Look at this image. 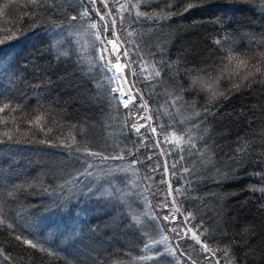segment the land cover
Here are the masks:
<instances>
[{"label": "trees", "instance_id": "16d2710c", "mask_svg": "<svg viewBox=\"0 0 264 264\" xmlns=\"http://www.w3.org/2000/svg\"><path fill=\"white\" fill-rule=\"evenodd\" d=\"M167 2L149 0L139 10L180 14L142 18L132 24L134 17L125 13L127 23L139 33L135 39L140 55L162 68L159 82L133 77L135 86L152 110L182 86L184 100L195 99L202 111L209 93L192 89L191 81L197 76L204 81L211 77L216 90L227 95L207 105L212 114L201 117H193L191 108L170 109L177 121H185L180 127L203 120L201 129L193 130V138L198 149L206 150L204 156L184 153L181 165L194 169L185 174L190 187L171 176L170 165L177 154L165 157L173 188H187L176 198L182 201L185 215L194 213L191 224L203 221L207 232L200 239L207 240L221 264H226L225 248L232 264H264V193L252 191V186L264 187V180L255 175L264 172V43H259L264 40V0H194L197 6L187 12L185 0H170L171 8ZM79 3L42 0L33 5L30 0H0V39L15 33L0 44V216L21 226L0 228V248L10 255L9 260L0 257V264H155L139 259L150 255L143 251L144 233L156 230L154 222L136 207L140 194L135 182L140 181L133 183L121 175L123 166H136L142 175L140 187L145 189L144 163L132 165V156L104 163L93 159L96 167L88 170L91 176L65 183L85 167L83 152L70 153L66 147L72 136L77 141L73 149L88 147L108 155L139 148L136 157L143 160L145 155L140 138L130 128L128 109L112 101L106 87L96 86L105 80V72L88 71L87 61L94 58L95 49L81 51L89 37L77 32L84 21L69 24L68 20L77 14ZM93 18L99 22L97 16ZM59 24L64 25L62 31L53 27ZM217 39L224 41L223 46L215 43ZM228 55L235 58L229 62ZM129 59L139 57L130 51ZM161 61L173 67L162 66ZM131 65L139 71V65ZM256 66L261 72H256ZM144 68L145 74L151 71L150 64ZM5 104L18 107L11 111ZM169 119L163 116L162 122ZM243 145L248 146L246 154L237 151ZM165 146L172 145L161 144ZM143 196L151 201L148 192ZM64 201H69L67 207L73 213L89 210L80 213L83 223L71 237L60 235L55 226L46 227L59 221L65 210L53 213L56 202ZM152 209L155 212L154 205ZM15 235L39 241L55 254L23 244ZM181 244L183 249L196 250L197 259L204 257L191 240L185 238ZM162 260L159 264L169 263Z\"/></svg>", "mask_w": 264, "mask_h": 264}, {"label": "snow or ice", "instance_id": "6c2138e0", "mask_svg": "<svg viewBox=\"0 0 264 264\" xmlns=\"http://www.w3.org/2000/svg\"><path fill=\"white\" fill-rule=\"evenodd\" d=\"M30 2L33 5L42 4V0H30ZM142 3L148 4L149 0H123V2H121V0H80L77 14L68 18L69 24H71L72 21H84V24L81 25V28L78 29L77 32L84 31L91 37V39L87 42V45L81 46V51L86 52L88 48H92L95 49L96 53L91 61H87L88 71H92L93 68H99L105 72V80L99 82L96 86L106 87L108 95L112 101H116L118 104L122 103L124 108L129 109L128 116L132 119L130 128L136 132L138 137H140V147L145 149H160L159 152L153 151L152 154L147 155L145 159L151 161L153 160V157L156 156L168 157L171 156L172 153H176L178 159L174 160L170 165L171 176L174 179L178 178L180 180H184L185 184L190 187V181L186 179L185 174H191L194 169L184 167L181 165V162L185 159L184 153L193 155L199 153L201 156L206 154L205 149L197 148L195 139L193 138V130L201 129L203 120L193 123L191 127H180L179 125H184L185 121H177L174 113L170 111V109H176V111L179 112L181 107L191 108L193 117H201L204 113L212 114L211 108L207 105H211L221 96L227 99V95L224 92H218L216 90V83L211 77L209 78V81H204L202 77L197 76L191 81L192 89L196 90L198 88L199 91L209 93L206 106L203 107L202 111L197 109L195 99L190 102L184 100L183 93L186 89L182 86H179L174 92L168 93V99L165 100L164 104L160 105L158 109L152 110L150 109L147 100L144 99L143 93L139 89H135L136 81H132L130 87H128L127 91H125L124 86L129 84L128 76H125L123 71L125 67L130 69L129 75L136 77L137 81L143 78L145 81L156 80L159 82L158 78L161 77L162 71L161 67H157L156 61L147 60L145 57L140 55L141 49L138 41L135 39L139 33H137L136 29L132 27V24L139 22L142 18L165 19L171 18L172 15L180 14L171 11L166 14L140 11L139 9ZM98 4L101 5L102 8L98 7ZM166 6L167 8L172 7L170 0L167 2ZM196 6L197 4L194 0H185L184 11L187 12ZM125 13L128 14V17H134L132 24L127 23ZM33 15H35V13H33ZM94 15L99 17V22L93 18ZM117 20H119V28L117 27ZM53 27L59 28L61 31L64 29L63 24L53 25ZM109 33H111L112 38H109ZM14 37L15 33H10L4 39H0V44L6 43ZM215 43L223 46L224 41L217 39ZM259 43H264V40ZM109 45L113 46L112 49H109ZM124 45H128L129 47H124ZM121 47L124 48L122 53H120ZM130 51L133 56L139 57V59H126L124 64L121 65V55L127 58L129 57ZM228 51L230 53L231 49H228ZM113 54H115V62L111 58ZM64 55H68V53H64ZM148 55L150 57L152 53H149ZM234 58L235 57L232 55L227 56V60L229 62ZM83 59L84 58L82 57L81 60L83 61ZM133 63L139 65V71L131 68V64ZM240 63L244 64L246 61H240ZM145 64L151 65V71L148 72V74H145ZM160 64L169 68L173 67L172 64L164 65L163 61H161ZM0 68H3L2 62H0ZM114 69L116 70L114 71ZM255 70L256 72H261V68L259 66H256ZM109 72L112 73L110 76L107 75ZM114 84L115 86H113ZM232 87L238 89L239 85L233 84ZM133 89H135L139 94L140 103H133L132 108H129L130 102L136 100V96L131 94ZM116 93H119V95H116ZM126 96L127 98H125ZM4 107L10 108L11 111H15L18 106H9L8 104H5ZM161 109H163L162 112ZM2 110L3 109H0V111ZM153 111L155 112V115L151 114ZM163 116H167L170 119L162 122ZM141 120L145 121V123H140ZM125 126H129L127 121H125ZM142 128L144 129L143 132L141 131ZM169 129H172L171 133L169 132ZM48 131H51V129H48ZM170 136L172 137L171 140L169 139ZM198 138L203 139V135H198ZM162 143H170L172 146L161 147ZM73 145H77L75 136L71 137V143L67 144L66 147L70 153L73 150L75 152H83L85 167L83 171L79 172L78 176L73 177L70 181H66V185L79 183V178L81 176H91L92 173L88 170L96 167V164L92 162L93 159L98 160L100 163H104L108 160H124L128 156H132V165L136 163H144L143 160L136 157V152H139V148H135V145V151L121 149L119 152L108 155L103 152L92 151L88 147L81 149V147L76 146L73 149ZM247 148V145H243L242 147H239L237 151L246 154ZM178 165H181V167L178 168ZM161 168H163V173L168 172L169 165L166 159L163 165L157 161L154 166L149 169V175L146 176L145 179L153 180L154 177L152 173L160 171ZM121 171H126V169H121ZM255 175L259 176L261 180H264V172H257ZM160 183H166L168 185L167 191L165 193H153V195L163 194L165 196V199L158 207L169 209V212L168 215H164L163 217H160L159 214L154 211L145 213V216H147L150 221L154 222L156 230L151 234L147 232L144 233L143 251L145 253H149L153 249H157V251L153 255H144L139 257V259L153 260L155 264H159V259L163 256H172L174 259H178L176 257V249L179 248V244H177L176 249L172 248V246L168 243L169 233H175L180 240H183L188 233H191L189 238L195 240L196 244H201L202 251L211 253V255L215 257V250L209 246L207 240L201 241L200 239V237L204 236L207 232V229L203 228V221L191 224V221L196 219L194 213L192 211H187V214L185 215L184 210L181 207L182 201H178L176 198L179 195H183L187 191V188L183 185L173 188L172 181L165 180L163 174L161 175ZM135 186L139 187L138 185ZM60 187L63 189L65 185H61ZM252 191H260L264 193V187L256 188L255 186H252ZM144 192H151V185L145 186ZM173 193H175V195H173ZM168 197H172L170 202ZM144 199L146 205L151 209V201L147 200L146 196ZM68 203L69 201H64L63 203L56 202V209L53 214L61 209H64L65 211L61 212L59 221L53 220L51 223L47 224L46 227L55 226L60 235H68L71 237L78 231L79 225L83 223L80 213L87 212L89 210L81 209L80 212L73 213L72 210L67 207ZM177 213L183 216L182 224L190 225L187 229L179 226L167 228L166 225L162 223V221L168 222L174 220ZM17 227L21 226L15 222H6V219L0 216V228L14 230ZM197 233H199V235ZM9 234L11 235L12 231H10ZM15 239L34 249L40 247V250L47 251L48 255L55 254L52 251L44 249L42 243L39 241L34 242L32 239H28L23 235H15ZM160 245H164L163 251L158 250ZM222 251L223 257L226 258V264H232V258L229 256V249L225 248ZM181 255H187L188 259L191 260V264H197V261L192 258L190 253L186 254L181 252ZM0 257L4 260L10 259V255L5 254V250L3 248H0ZM205 259H207V257ZM214 264H220V260L216 259Z\"/></svg>", "mask_w": 264, "mask_h": 264}, {"label": "rangeland", "instance_id": "374dc122", "mask_svg": "<svg viewBox=\"0 0 264 264\" xmlns=\"http://www.w3.org/2000/svg\"><path fill=\"white\" fill-rule=\"evenodd\" d=\"M97 6L102 8V6L99 5V4ZM102 11H103V9H102ZM84 34L88 35L86 32H84ZM109 38H112L111 37V33H109ZM90 39H91L90 36L87 37L85 39V44ZM108 47H109V49H112L113 46L109 45ZM124 47H126V45H124ZM123 50H124V48L121 47L120 48V53H122ZM111 58L115 62V54H113L111 56ZM126 59L130 60L129 57L126 58L123 55H121L120 64L123 65ZM131 68H132V65H131ZM123 71H124V75L128 76V79H129L128 86L130 87V84L133 81V77L129 75L130 69L128 67H125L123 69ZM124 88H125V86H124ZM135 89H137L136 86H135ZM135 89L132 90L131 94L136 96V100L133 101V102H130L129 108H132L133 103H135V104H139L140 103L139 94L136 92ZM118 95H119V93H118ZM125 98H127V96ZM128 111H129V109H128ZM140 123H145V121L141 120ZM141 131L143 132L144 129L142 128ZM143 149H144V152H145V155H144V158H143V160H144L143 171L145 172V177H146V176L149 175V169L152 166H154V164L157 161H159L163 165V163H164L166 158L164 156H156V157H153V160H151V161L146 160L145 157L147 155H151L153 151L159 152L160 149H151V148H148V149L143 148ZM123 168L126 169V171H122L121 172V175L124 177V180H130L133 183L135 182V180H139L140 181L139 184H137L135 182V184L139 186V187H136V190H137L138 194H140V195L137 194L138 198H136V202H137L136 207L141 210V213L143 215H145V213L152 212L153 211L152 207L150 209L145 203L144 196L142 198V195L145 192H144L143 187H140V185L142 183V175L139 173L137 167L136 166H133V167L132 166H130V167L123 166ZM162 174L164 175V179L165 180H170L169 179V170H168L167 173H163V168H161V170L156 172V173H152V175L154 177L153 180H146L145 179L147 181L146 186L147 185H151V192H148L149 197L151 199V205H154L155 212L158 213L160 217H163L164 215H168V212H169V209L158 207L161 204V202L165 199V196L163 194L153 195V193H157V192L165 193L167 191L168 185L166 183L165 184H161L160 183V179H161V175ZM146 194H147V192H146ZM171 199H172V197H168L169 202L171 201ZM147 200H149V199H147ZM182 221H183V216H181L179 213H177L174 220H171V221H168V222L162 221V223H164L167 228H172L174 226H179V227H182L184 229H187L190 225L189 224H182ZM190 236H191V233H188V235L185 236V238L188 239V240H191L193 242V244L194 243L196 244L195 240L189 238ZM185 238L183 240H185ZM183 240H180L179 237H177L175 233H169V241H168V243L172 246V248L176 249L177 244H179V248L176 249V257L178 259H174L172 256H163V260H162L163 262H164V259L166 258L167 262H169L170 264H178V262H180V260H182V263L184 262V264H191V260L188 259L187 255H181V251L186 253V254L190 253L192 258L197 261V264H214V261L216 259H218L216 253H215V257H213L211 255V253L202 251L201 250V247H202L201 244H197V246H198L197 248H198V252L204 254V257L201 258V259L200 258L197 259V254H196L197 252L194 249L192 250L191 246L188 247L187 249H183L184 247L181 244V242ZM163 248H164V245H160L158 250L159 251H163ZM156 251H157V249H153L151 252H149V254L153 255ZM206 257H207V259H205Z\"/></svg>", "mask_w": 264, "mask_h": 264}, {"label": "bare ground", "instance_id": "6f19581e", "mask_svg": "<svg viewBox=\"0 0 264 264\" xmlns=\"http://www.w3.org/2000/svg\"><path fill=\"white\" fill-rule=\"evenodd\" d=\"M128 87H129L128 85H125V91H127Z\"/></svg>", "mask_w": 264, "mask_h": 264}]
</instances>
